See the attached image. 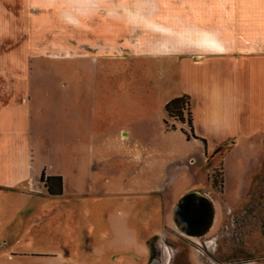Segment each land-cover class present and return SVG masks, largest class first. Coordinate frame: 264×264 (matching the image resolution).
I'll use <instances>...</instances> for the list:
<instances>
[{"label": "rangeland", "instance_id": "rangeland-1", "mask_svg": "<svg viewBox=\"0 0 264 264\" xmlns=\"http://www.w3.org/2000/svg\"><path fill=\"white\" fill-rule=\"evenodd\" d=\"M140 1H95L89 14L38 22L30 46L0 47V60L13 59L8 70L28 74L21 96L31 103L30 133L19 142L29 181L11 184L0 170V264H264V137L206 143L164 105L169 94L187 92L191 113L203 117L200 86L219 81L220 67L192 62L212 51L202 44L214 38L186 27L216 22L201 11L170 15L162 5L136 14ZM263 64L252 72L258 107ZM18 82L0 76V105L23 89ZM215 171L223 172L218 188ZM43 173L62 177V195L48 193ZM194 191L216 209L203 238L174 223L178 202ZM131 232L157 258L126 247Z\"/></svg>", "mask_w": 264, "mask_h": 264}, {"label": "crops", "instance_id": "crops-1", "mask_svg": "<svg viewBox=\"0 0 264 264\" xmlns=\"http://www.w3.org/2000/svg\"><path fill=\"white\" fill-rule=\"evenodd\" d=\"M95 1L102 6L104 0ZM95 1L0 0V47L30 46V32L36 29L38 22L56 24L54 17L52 20L47 17L56 15L60 18L67 14L77 16L85 12L89 14ZM139 1L134 0L137 3ZM147 4L149 11L160 10L161 5L163 8L165 6L168 10L165 11L170 15L184 16L191 11H201L207 19L216 22V26L212 25L214 28H196L191 25L186 27L213 36L214 43L202 44L210 46L212 51L191 58L177 54L181 58L187 56L186 58H190L198 66L210 59L217 60V68L220 67V70H217L219 81L208 87L204 84V89L200 86V92L205 94V111L203 117L199 115L198 119L192 113L195 135L206 143L216 139L223 142L233 140L235 143L246 136L260 134L264 137V99L261 107L256 106L257 95L252 89L254 62H264V0H141L139 6L133 5V9H140L135 13L149 12L145 10ZM123 6H126V3H123ZM99 8V11H103L104 7ZM11 61L13 59L10 56L0 60V76L4 79H17V85L23 89L16 94L12 93L14 96L8 104L0 105V170L5 169L6 176H11V184L16 185L28 180L30 157L19 142H25L27 133H30V126L26 127V121L29 119L31 103L29 97L21 96L28 93L23 87L28 74L24 71L13 73L8 70V63ZM21 62L23 64V61ZM169 95L164 105L177 97L187 96L188 93ZM262 97L264 98V94ZM22 138L25 141L21 140ZM131 234V237H128L129 243H125L126 247L134 248L139 256L149 257L148 246L138 243L134 233Z\"/></svg>", "mask_w": 264, "mask_h": 264}, {"label": "water", "instance_id": "water-1", "mask_svg": "<svg viewBox=\"0 0 264 264\" xmlns=\"http://www.w3.org/2000/svg\"><path fill=\"white\" fill-rule=\"evenodd\" d=\"M215 216L213 199L194 191L183 196L178 202L174 211V223L182 234L203 238L212 229Z\"/></svg>", "mask_w": 264, "mask_h": 264}, {"label": "trees", "instance_id": "trees-1", "mask_svg": "<svg viewBox=\"0 0 264 264\" xmlns=\"http://www.w3.org/2000/svg\"><path fill=\"white\" fill-rule=\"evenodd\" d=\"M166 113L169 118L174 119L176 121H180L183 124H187L189 126L191 135H195L194 127H193V115L191 113L190 108V100L189 96H181L171 100L166 105ZM219 175V176H218ZM41 182L45 185L48 193L51 196H60L63 193V180L60 176H49L46 177L43 173L41 177ZM224 182L223 172L215 171L212 175V183L213 187L218 188V186L222 185ZM262 229H264V219L261 223ZM264 234V231H263Z\"/></svg>", "mask_w": 264, "mask_h": 264}, {"label": "flooded vegetation", "instance_id": "flooded-vegetation-1", "mask_svg": "<svg viewBox=\"0 0 264 264\" xmlns=\"http://www.w3.org/2000/svg\"><path fill=\"white\" fill-rule=\"evenodd\" d=\"M148 248H149L150 257H151L150 261H153L155 258H157V254L155 253V246L150 244L148 245Z\"/></svg>", "mask_w": 264, "mask_h": 264}]
</instances>
